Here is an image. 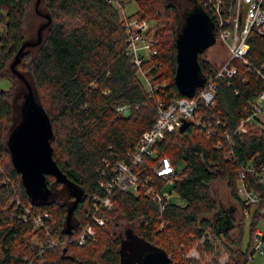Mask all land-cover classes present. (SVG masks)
<instances>
[{"label": "trees", "instance_id": "obj_1", "mask_svg": "<svg viewBox=\"0 0 264 264\" xmlns=\"http://www.w3.org/2000/svg\"><path fill=\"white\" fill-rule=\"evenodd\" d=\"M135 1L138 9L127 14L124 0H0V78L12 81L9 88L0 87V264H122V241L128 232L164 249L172 264H202L188 252L193 247L200 252L219 250L215 239L230 251L227 264H249L253 259L256 252L251 245L240 247L243 233L232 238L229 226L234 222H229L228 211L222 209L218 216L211 185L226 180L242 209L251 213L255 207L252 218H264L260 206L247 204L237 189L242 167L252 164L259 175L264 166L263 119L248 123L245 132L236 131L250 103L264 91L263 76L241 60L231 62L237 66L236 74L218 78L214 104L199 102L195 115L212 126L190 120L185 130L166 133L156 146L159 157L184 164L173 176L171 190L177 198L163 209L143 190L115 188L112 207L93 206L95 198L106 195L99 183L110 180L113 166L121 160L131 163L128 152L154 125L157 103L168 105L186 97L175 81L184 16L168 0ZM32 4L34 21L39 23L27 44L26 20ZM201 5L197 0L190 9ZM135 16L150 22L148 36L156 50L151 56L142 52L140 66L129 52L125 25ZM249 43L247 57L264 73V34L251 33ZM199 63L205 81L222 66L202 53ZM30 90L50 119L53 157L67 178L47 175L43 193L29 189L10 144L16 104L25 105ZM122 105L127 108L119 110ZM211 127L214 131L209 134ZM230 151L232 158L227 157ZM157 160L147 156L138 165L141 178L153 173ZM259 176L247 177L264 196ZM77 198L69 231L68 213ZM46 212L50 217L36 223L35 217ZM87 224H93L95 234L79 244L76 237ZM213 264L221 263L213 259Z\"/></svg>", "mask_w": 264, "mask_h": 264}, {"label": "built area", "instance_id": "obj_2", "mask_svg": "<svg viewBox=\"0 0 264 264\" xmlns=\"http://www.w3.org/2000/svg\"><path fill=\"white\" fill-rule=\"evenodd\" d=\"M112 1V0H111ZM202 9L209 15L214 25V35L216 40H220L222 44L229 49V58L222 64L213 77L205 81L197 95L192 97H181L175 99L168 105H164L162 101L157 103L158 114L154 125L151 129L145 131L140 138L137 148L130 154L131 163L121 160L113 166V176L106 180H101L99 185L106 193L104 197H97L93 202V206L99 209L101 206L112 207L113 200L111 194L115 188L122 190H131L135 193L143 190L146 194L151 195L153 199L158 201L165 208L166 204L177 198V194L170 190L163 191V187L173 184V176L179 171L177 164H174L168 156H158L156 146L165 137L166 133L180 129L184 121L193 120L198 126H212L211 122H205L202 118L197 117L196 110L199 102L204 101L206 104H214V100L218 91L219 77H232L237 73V66L232 64L233 60H241L248 64L250 68L263 76L264 73L254 67L249 61L247 55L250 49L249 37L251 33L264 34V0H201ZM125 25L128 30L129 52L133 55V59L137 65H141L143 52L145 56H151L156 52L154 49V41L148 36L150 22L145 18L135 16L126 19ZM149 37V38H148ZM261 68H264L262 65ZM126 105L119 107V110H125ZM264 112V91L250 103V107L246 115L240 120L236 131L245 132L247 124L256 121ZM220 122V119H217ZM209 134L214 131L208 130ZM230 139V136L227 135ZM218 147L221 144L217 145ZM147 156L158 158L157 162L152 166L153 173H147L143 178L140 177L138 165L143 162ZM227 157L232 158L233 152L230 151ZM237 189L239 196L246 201L247 204H255L260 206V213L264 215V196L261 192L256 191L248 180V174H256L259 181L264 183V166H261L262 173H256V167L252 164L241 168ZM139 172V173H138ZM156 176L161 177L164 181H159ZM28 213L30 210L27 211ZM49 218L50 214H39L35 217V222L41 224L44 218ZM24 219H27L25 214ZM96 220L103 224L104 220L97 217ZM95 234L93 224H87L77 236L79 243L84 244L87 239ZM264 230L257 227L254 233L253 251L263 252Z\"/></svg>", "mask_w": 264, "mask_h": 264}, {"label": "water", "instance_id": "obj_3", "mask_svg": "<svg viewBox=\"0 0 264 264\" xmlns=\"http://www.w3.org/2000/svg\"><path fill=\"white\" fill-rule=\"evenodd\" d=\"M184 18L177 41L175 81L183 95L192 97L197 88L205 84V79L201 75L199 54L213 45L216 37L213 22L202 8L195 6L187 10ZM23 48L24 46L21 50ZM24 113L23 121L14 129L10 138L14 162L22 172L29 189L43 193L47 187V175L67 178L53 157V148L49 142L52 135L50 119L34 101L31 90ZM188 125L189 122L184 121L180 131L185 130ZM73 187L78 191V188ZM78 202L79 198L69 209L67 218L69 231L71 217ZM122 254V264H133L135 260L139 264H172L170 255L164 249L145 242L132 232H128L122 241Z\"/></svg>", "mask_w": 264, "mask_h": 264}, {"label": "rangeland", "instance_id": "obj_4", "mask_svg": "<svg viewBox=\"0 0 264 264\" xmlns=\"http://www.w3.org/2000/svg\"><path fill=\"white\" fill-rule=\"evenodd\" d=\"M124 2H125L124 8L127 14H132L136 12V10L138 9V5L135 0H124ZM168 2L173 3L178 6V10L180 11V15L182 17L184 16V13L187 10H189L191 5L193 4L191 0H168ZM34 17H35L34 4H32L30 12L27 15V20H26L27 37H28L26 39V42H31L30 39H34L36 31H37L39 22L38 20L35 22ZM229 53L230 52L227 46L222 44L220 40H216V42L212 46L207 48L202 53V55H203V58L209 59L213 63H215L217 66L218 65L220 66V64L222 65L228 60ZM257 73H259V71ZM11 85H12V81L10 79L0 78V87L6 89V88H9ZM25 105L16 104L15 128L19 125L18 123H21L23 121L24 114H25L24 113ZM260 118H262L264 121V112L260 115ZM177 166L179 167V169H182L184 164L183 163L177 164ZM211 185H212L214 195L219 203L218 212H221V213H219L218 216L222 214V209H225L226 211H228L226 213L230 214V220L234 222V224L233 225L231 224L230 226V233H231L232 238L237 239L243 233L242 243L240 244V247L243 250L248 249L249 245H251L250 247H252L254 245V234H253V240H251L250 242L251 235H252L251 233L252 221L255 222L256 220L255 218H252V212L255 209V207L251 208V213L247 209L244 211L241 205L239 204V202L236 201L235 198L232 196L231 190L226 180L217 179V180L212 181ZM172 186L173 184L167 183L163 187V191L165 193L170 191ZM255 224H256V227H259L262 230H264V218L263 217L258 218ZM121 228H122V232L125 233L127 226L123 225ZM203 241H204V238L201 240V242ZM214 246H217L219 250L214 249L211 251L200 252L197 248L193 247L188 252L187 256L190 258L192 257L193 259L200 260L202 264H205V263L213 264V259L214 260L218 259L221 264H227L230 261V251H227L224 243L222 241H219L218 239H215ZM249 264H264V252L263 253L256 252L254 254L253 259L250 261Z\"/></svg>", "mask_w": 264, "mask_h": 264}, {"label": "flooded vegetation", "instance_id": "obj_5", "mask_svg": "<svg viewBox=\"0 0 264 264\" xmlns=\"http://www.w3.org/2000/svg\"><path fill=\"white\" fill-rule=\"evenodd\" d=\"M191 1H192V3H193L192 5H194V3L197 2V0H191Z\"/></svg>", "mask_w": 264, "mask_h": 264}, {"label": "crops", "instance_id": "obj_6", "mask_svg": "<svg viewBox=\"0 0 264 264\" xmlns=\"http://www.w3.org/2000/svg\"><path fill=\"white\" fill-rule=\"evenodd\" d=\"M190 9V8H189ZM212 46V45H211ZM209 48V47H208ZM197 89H199V88H197ZM197 91V90H196ZM196 93V92H195ZM185 96V95H184ZM187 97V96H186Z\"/></svg>", "mask_w": 264, "mask_h": 264}, {"label": "bare ground", "instance_id": "obj_7", "mask_svg": "<svg viewBox=\"0 0 264 264\" xmlns=\"http://www.w3.org/2000/svg\"><path fill=\"white\" fill-rule=\"evenodd\" d=\"M218 134V133H217Z\"/></svg>", "mask_w": 264, "mask_h": 264}]
</instances>
